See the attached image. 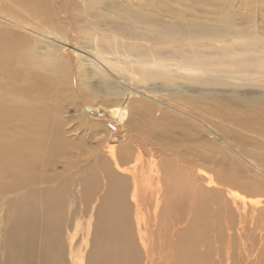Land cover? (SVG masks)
Segmentation results:
<instances>
[{
    "label": "bare ground",
    "instance_id": "bare-ground-1",
    "mask_svg": "<svg viewBox=\"0 0 264 264\" xmlns=\"http://www.w3.org/2000/svg\"><path fill=\"white\" fill-rule=\"evenodd\" d=\"M83 1L88 2V6L98 3V0ZM0 2L1 22L4 20L11 24V27L33 32L43 40L51 41L50 45L47 44L46 51L43 50V56L48 59L42 61L36 59L40 54L35 53V47L29 49L26 40L15 42L8 33L0 37V137H4L0 141V200L4 203L3 207L8 205L10 210L15 209L19 214L12 227L6 231L8 247L24 252L32 244L35 245L34 243L48 242L52 230L53 236H57L61 225L60 218V226L52 224V207L56 205L54 202L59 198V203H62V197L65 198L69 184L72 187L82 186L80 190L75 187L74 191L83 196L90 179L88 176L83 179L84 172L91 173L96 189L101 181L105 189L102 197V211L105 212L102 218V232L107 242L103 244L97 264H140L141 256L144 264L161 263L163 258L159 254L164 248V243L161 235L157 236L160 231L157 221L164 212L172 211L171 208L176 207L180 211L185 205L178 192L177 195L172 188L168 189L175 174L183 171V176H191L196 173L197 178L205 180L206 187L215 185L212 177L195 171V165L209 166L205 167L215 172L219 180L248 192L264 190V185L259 181L251 183L254 190H248L250 188L247 183L240 182L239 178L227 172L232 169L231 163L235 164L238 160L231 152L228 154L229 150H233L239 158L262 172L242 154L247 152L243 145L247 140H242L238 135H230L229 139L224 129H213L214 126L209 122L211 117L234 123L246 133L264 136V70L254 73L247 65H234L229 73L223 71L227 80L220 77L212 79L213 67H209V63L204 65L194 62L189 55V48L195 46L194 43L204 32L192 30L178 19H167L160 13L163 10H148L136 16L129 15L128 29L115 23L113 26H102L98 22H92L89 26L94 24L95 27H92V33H87L88 37L82 39L84 47L80 48L74 42L58 35L55 30L44 35L31 28L28 23H22L15 14H8L13 7L28 12L26 14L30 12L35 19L43 18L44 0ZM92 9L88 7L86 13L92 15L93 20L100 19V15L93 13ZM118 38L131 41L132 44L119 43ZM206 67L207 69H202ZM238 68H244V71H235ZM73 74H76L78 79L84 76L83 82L90 91H99L111 102L110 109L104 112L88 107L89 111H85L90 112V120L82 121L83 126L90 132L105 127L108 133L107 146L101 151L89 148L88 152H85V147L80 143H70L63 131L65 123L58 118L62 99L67 95L59 87H63L68 81L71 82ZM96 78L99 79L98 83H92ZM249 79L256 81L245 84L256 86L257 92L232 91V88L244 87L237 81L244 82ZM186 82L206 83L223 90L231 88V91L226 89L216 95L214 90L215 96L212 99H208L205 91H202L201 95L199 93V99H193L184 93L194 91V87L188 86ZM164 92L178 97L182 106L190 110V114H186L189 117L191 114L198 115L201 119L198 122L207 128L203 126L205 130H202L187 120L182 121L167 113L156 117L154 104L140 103L130 115L131 122L127 131L124 121L129 116L126 106L128 99L134 94H149L162 105L166 104L165 95L161 96ZM161 97L163 100L159 101ZM167 98V102L175 101L172 97ZM49 101H57V105L47 109L45 105ZM204 133H211L220 143L203 138ZM92 155L98 158L95 168L100 169V175L92 172ZM217 155H220V162L217 168H213L211 163L216 162L214 158ZM59 162H62L63 171H53L54 164ZM175 164L177 170L174 169ZM71 170H75L71 174L72 180L71 177L67 180L60 179L61 173L66 174ZM18 191H21L20 194H15ZM24 191L26 192L23 193ZM11 194L15 196L8 197ZM38 198L42 200L39 201ZM230 199L238 214L239 223L236 224V220L235 223H232V220L228 223V238L232 242L237 240L241 243L237 249L238 256H251L245 248L242 249L245 245L242 241L245 232L247 234L248 221L254 215L261 216L264 198L262 201L248 203L238 193L231 192ZM193 202L190 212L195 217H192L191 225L187 229L192 231V234L203 235L198 239L193 238L192 247L190 246L192 253L199 250L202 243L207 250L208 238L205 237V230L210 220L207 214L198 215V207L204 205L206 199H196ZM39 206L46 208L40 217L35 214ZM133 213H138L139 239L135 237L134 228L130 224ZM169 219L168 214L162 218L165 227ZM143 230L150 233L143 234ZM188 233L186 232V235ZM60 244V241L54 244V253H43V260L38 263L68 264L61 255ZM227 249L225 257H217L214 264L232 263L231 255H234V250L230 245ZM51 255L55 257L54 263L49 262ZM19 256L18 253L15 257ZM29 263L35 264V259L21 258L19 264ZM71 264H80L79 258L76 257Z\"/></svg>",
    "mask_w": 264,
    "mask_h": 264
},
{
    "label": "rangeland",
    "instance_id": "rangeland-1",
    "mask_svg": "<svg viewBox=\"0 0 264 264\" xmlns=\"http://www.w3.org/2000/svg\"><path fill=\"white\" fill-rule=\"evenodd\" d=\"M44 3L45 8L43 13L45 17L43 18L39 17V19H35L30 12L29 14H26L28 12H23L22 10L13 7L11 8L13 10L8 14H15L17 19L19 18L22 23H28L31 28L35 29L37 32L44 33V35L55 30L54 32L62 36L64 39L72 41L80 48H83L84 42L82 39L88 37L87 33L89 31L92 33L93 28L95 27L94 24L92 26L93 28L89 26L92 22H98L102 26L105 24L113 26V23H115L120 24L124 29H128L127 17L129 15L134 14L136 16L148 10H157V12L163 10L160 13L167 17V19H178V21L183 22V24L187 25L190 29L204 32L202 33L201 38L194 43L195 46L189 48V55L194 62H200L204 65L209 63L208 66L213 67L214 73H211L213 75L212 79H219L220 77L221 79L227 80V75L224 74L223 71L226 70L229 73L234 65H247L254 70V73L262 72L264 70V0H98L96 5L91 6H88V2H84L83 0H44ZM1 4L2 3L0 2V5ZM88 7H92L93 13L100 15L101 18L93 20L92 15L86 13ZM13 11H15V13ZM4 33H8L9 37L15 39V42H20V40L23 39L26 40L29 49L35 47V53L38 52L40 54L36 59H41L42 61L48 59L43 55L45 53L44 51H46L47 44L50 45L51 41L43 40L33 32H25L14 26L11 27V24L6 23L4 20L1 22L0 20V37ZM118 40L119 43H126L125 45L132 44L131 41H126L122 38H118ZM91 41L93 42L94 40ZM136 42L146 44V42ZM72 64H74L73 61ZM202 69H207V67ZM71 70L73 73L75 72L74 67H72ZM235 71L242 72L244 71V68H238ZM237 72L235 73L237 74ZM83 81L84 76L78 79L77 75L75 74L74 76L73 74L71 82L68 81L63 87L60 85L59 89H62L67 95L62 99L58 118L62 119L65 123L63 131L70 143H80L85 147V152H88L89 148H97L101 151L107 146L108 133L105 127L90 132L82 123L87 121V119L90 120L89 116L91 117V114L88 112V107H93L98 111L100 110L101 112H104L105 110L110 109L111 102L99 91H90ZM98 81L99 79L96 78L92 80V83H98ZM255 81L256 80L252 79L245 80L244 82L237 81L239 85H243L244 87L242 86L243 88L240 87L237 89L232 88V91L240 90L242 92H257L258 90L255 88L256 86H248L245 84V82H247V84H252ZM186 84L190 87H194V91L184 92L187 95L192 96L193 99H199V93L201 95L202 91H205L208 99H212L215 96L213 95L214 90H216V95L219 94V91L223 92L226 89L231 91V88L223 90V88H215L206 83L200 84L198 82V84H196L186 82ZM135 88L137 87L135 86ZM65 89H68V91H65ZM198 90L200 91L196 92ZM146 95L141 93L134 94L131 99H128L130 102L127 101L128 105L126 104V106L129 116L124 121L127 131L129 130L128 127L131 122L130 115L133 109L140 103L154 104L156 117L162 115V113H167L172 117L181 119L182 121L187 120L195 126L202 128V130L207 128L204 125H201V123H199L200 121L198 122L200 119L198 115L191 114L189 117L187 114H190L188 112L190 110H187L186 107L182 106L180 99L172 96L170 92H164L161 95H165L164 102L167 105H161L160 102H157V99L152 98V95ZM84 96H86V98ZM167 97H172L175 101L167 102ZM161 99L163 100V97L158 100L160 101ZM56 105L57 101H49L45 106L48 107L47 109H50ZM209 122L212 127L214 126L213 129L220 127L221 129H224L228 133V137L230 135H238L239 137H242V140L246 139L247 141L243 145L247 152L244 151L242 154L262 171L259 172L242 158H239L233 150H229L228 154L231 152V155L234 154L233 156L238 160L235 164L230 162L232 169L227 172L236 176L237 179L239 178L240 182L247 183L248 188H250L248 190H254L251 188V183L254 181H259L264 185V136L246 133L234 123H228L218 119L215 120L211 117L209 118ZM3 138V136L0 137V141ZM203 138L209 141H218L217 137L211 133H209V135L208 133H204ZM218 143L220 142L218 141ZM92 156L93 160L91 161L94 165L92 172L100 175V169L95 168V163H98V158L94 157V155ZM218 156L220 155H217V157L214 158L216 162H213V164L211 163L213 168H217V165L220 162V157ZM61 164L62 162L54 164L55 167H53V171L57 169V171L62 172L63 166ZM77 166L80 168L78 164ZM205 166L195 165L194 170L204 172L208 177L213 178L215 185L211 186V188L206 187L205 180L197 178L195 172V174H192L191 176H183V171L180 174H175L174 181L171 183L172 185H169L168 189L170 190V188H172L176 194L178 192L179 197L181 196L182 199H184L185 205L180 211L177 207L175 209L171 208L172 211L164 212L157 221V228L160 230L157 236L161 235V239L164 243V248L159 254L163 258L160 264H165L166 262L167 264H214L217 257H225L229 245L232 246V249L234 250V255H231V264H264V210L261 212V216L258 215V217L254 215L246 225L247 234L245 232L242 241L243 245H245L242 249L245 248L246 252L252 254L251 256L245 255L240 257L237 255V249L241 243L237 242V240L233 242L230 241L227 230L228 223H230L231 220L232 223H235V220L237 221L236 224L239 223L238 214L234 210L233 201L230 199V193H238L248 203H255L256 201L263 200L264 190L260 192H248L240 187L232 186V184L224 182V180H219L215 172L211 171V169L209 170L207 168L209 166ZM174 167V169L177 170L178 167L176 164ZM74 171L75 170H71L66 174L64 172L61 173L60 177L62 178L60 179L67 180L71 177L72 180L71 174H73ZM84 173H82L83 179L87 176L90 177V179L88 185H86V191H84L83 196L82 194L79 196L75 192L76 189H82V186H75V189L74 186L72 187L70 186L71 184H69L65 198L62 197V203H59V198L54 202L56 205L52 207V224H56L55 226L61 225L60 232L57 233L58 235L53 236L54 231L52 230L48 242L34 243L35 245L32 244L24 252L13 250L7 245L6 231L12 227V223L18 219L19 214L15 209L10 210L8 205L3 207L4 203L0 200V264H19L21 258H25L26 260L33 258L35 259V264H39L38 261L43 260L44 254L54 253L55 245L59 241L61 243L59 245L60 251L62 252L61 255L68 261V264L75 261L76 257L79 258L80 264L98 263L100 251H102L103 244L105 245L104 242H107L102 232V218L105 216V212L102 211V206L104 204L102 197L104 196L105 192L103 191H105V189L103 187V181H101L102 183L100 182L96 189L91 173ZM20 192L21 191H18L15 194H20ZM25 192L26 191L23 193ZM14 196L15 195L12 194L8 195L10 198H13ZM195 198L206 199V203L198 207L201 211H198V215L207 214L209 215L210 220L209 226L205 230V237L208 238V251L202 243L199 250H194L192 253L191 243L193 242V238L198 239L203 235L199 233H195L196 235L192 234V231L187 229V227L191 225L192 217H195L192 212H190L192 208L191 205H193V201L196 200ZM38 199L39 201L42 200L41 198ZM263 207L264 205L261 209ZM45 209L46 208H41V206H39L37 211L35 210V214L40 217ZM182 211L184 213H181ZM139 214L141 215V218H143V215L141 213ZM167 214L170 219L167 221V226L165 227L163 225L165 222L162 221V218ZM137 215L138 213L132 214L130 224L134 228L135 237L139 239L140 231L137 225ZM58 218H60V221ZM180 219H182V221H179ZM58 221L60 225L58 224ZM182 228H185L184 231L180 230ZM40 230L43 231L42 229ZM143 231V234L150 233L149 231L147 232V230ZM186 232H189L190 234L188 233L186 235ZM217 249L219 250L216 251ZM18 253L20 256L15 257ZM195 254L196 256H194ZM10 255H12V257ZM50 257L51 259L49 262L54 263L55 257L53 255ZM176 258H178L177 261L173 262ZM139 263L144 264L142 256Z\"/></svg>",
    "mask_w": 264,
    "mask_h": 264
}]
</instances>
